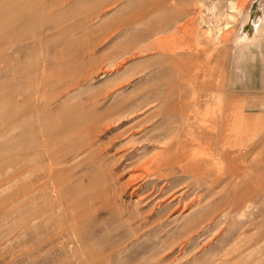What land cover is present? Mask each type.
<instances>
[{
  "label": "rangeland",
  "instance_id": "obj_1",
  "mask_svg": "<svg viewBox=\"0 0 264 264\" xmlns=\"http://www.w3.org/2000/svg\"><path fill=\"white\" fill-rule=\"evenodd\" d=\"M196 1H9L3 23L13 34L0 39V264H78L87 256L73 257L80 244L67 247V221L92 254L104 256L90 264H264V39L239 59L235 45L223 56L215 26L229 24L221 39L238 32L240 16L226 18L231 0L199 2L206 22L200 29L210 22L212 35L181 33L177 27ZM164 5L155 19L153 9ZM169 11L182 15L152 34L151 24H166ZM186 45L204 51L206 64L193 72L170 60L168 48ZM231 100L246 115L235 111L224 132ZM22 134L25 142L11 154ZM224 150L243 153L220 159ZM185 151L187 172L168 164ZM244 159L254 168L234 179L228 171L243 168ZM154 161L167 165L158 170ZM51 167L72 190L61 186L57 224L27 228L22 193L44 171L49 184ZM241 198L254 204L243 208Z\"/></svg>",
  "mask_w": 264,
  "mask_h": 264
},
{
  "label": "bare ground",
  "instance_id": "obj_2",
  "mask_svg": "<svg viewBox=\"0 0 264 264\" xmlns=\"http://www.w3.org/2000/svg\"><path fill=\"white\" fill-rule=\"evenodd\" d=\"M9 1L10 0H0V27H1V36H0V39H1V37L3 38V39H5L6 38V36H9V35H11L12 36V34L13 33H11V34H9V29H8V31H7V28L5 27V25H4V21H5V19H6V16H7V12H8V6H9ZM161 1V5H162V0H154V3L155 4H160L159 2ZM163 1H165V0H163ZM169 1V0H168ZM201 1V0H200ZM199 1V2H200ZM229 1V0H228ZM237 1V0H236ZM240 1V0H239ZM190 2V1H189ZM196 2H198V1H196ZM195 2V3H196ZM198 2V4H195V3H193L191 6H192V8H191V10H189V11H186V14H185V16L183 17V18H185V21L183 22V24L180 26V27H177V28H179V30L181 31V33H183V34H188L189 32H196V34H197V36H198V34L200 33V34H202L204 37H206V36H209V35H212L213 34V31H212V24L210 25V22L207 24V30H204V31H202L201 29H200V26H202V25H204V24H206V22L202 19V17H201V13H200V10H201V7H202V4L201 3H199ZM203 2H204V0H203ZM217 2V1H216ZM238 2V1H237ZM242 2V3H241ZM255 2H257L258 4V8H259V10H260V13H259V15H256V17L254 18V19H252L253 18V15L251 14V8H252V6H253V4L255 3ZM215 3V2H214ZM239 3V2H238ZM227 5V4H226ZM146 6V5H145ZM158 6V5H157ZM156 6V9L154 10L153 9V12H154V15H153V17H155V19L156 18H158L159 17V14H157V13H161L162 11L163 12H165V10H166V7H165V5L162 7V10L159 8V7H157ZM214 6V5H213ZM158 8V9H157ZM187 8V7H186ZM212 8V7H211ZM227 8H229V13L230 14H228L227 13V15H226V18L227 19H230V20H234V16H235V14H238L240 17H238V20H239V18H240V21H239V28H238V32L237 33H235V35L234 34H232L231 35V37H227V35L226 36H224V38L223 39H221L220 37H221V35H223L224 34V29H227V28H229L228 27V25L229 24H225L224 26H215V28L217 29L216 31H217V33L215 34L216 36H215V38L216 39H219V46H216V47H218V48H220V51L221 52H223V56H227L229 53H230V50H229V45H235V47L237 48V58L239 59V57H242L243 56V54H244V51L243 50H249L250 49V46H255L256 48H260L261 47V41L264 39V0H243V1H240V5H238L236 2H234V1H229L228 2V7ZM213 9V8H212ZM211 9V10H212ZM210 11V10H209ZM213 12V11H212ZM225 13V12H224ZM235 13V14H234ZM253 13V12H252ZM157 14V15H156ZM169 15H171V19L166 23V24H162L163 26H158V25H156L155 23V25H153V24H151V26H153L152 27V34H154L155 33V35H157L158 33H160V32H165V30H167L168 28L167 27H169V26H171L173 23H175L176 21V19L177 18H179V17H181V15H182V13L181 12H179L178 11V13L176 14V16H174V13H173V11H172V13H170V11H169V13H168ZM219 14V13H218ZM217 14V15H218ZM231 14H234V15H231ZM220 15V14H219ZM161 16V15H160ZM211 16V15H210ZM221 16V15H220ZM152 17V18H153ZM160 18V17H159ZM224 18H225V16H224ZM169 19V18H168ZM216 19H217V17H216ZM154 20V19H153ZM160 20V19H159ZM178 20V19H177ZM211 20V19H210ZM222 20V19H221ZM164 21V20H163ZM175 21V22H174ZM160 22V21H159ZM164 22H166V20L164 21ZM180 22V21H179ZM212 22H214V21H212ZM157 23V22H156ZM162 23V22H161ZM182 23V22H181ZM252 23V29H249V30H245L246 29V27L248 26V24H251ZM160 24V23H159ZM180 25V24H179ZM18 26V24H13V26H12V28L15 30V28ZM150 26V27H151ZM202 28V27H201ZM176 33V32H175ZM172 35V34H171ZM171 35H170V39H172L173 38V36L171 37ZM179 35V34H178ZM180 37H181V35H180ZM199 37V36H198ZM169 38V37H168ZM179 38V37H178ZM186 38V37H185ZM167 39V38H166ZM213 39V38H212ZM161 40V39H160ZM177 40H179V39H177ZM186 40V39H185ZM190 40V39H189ZM205 40V39H204ZM167 41H169L170 42V40H167ZM173 41V40H172ZM185 42H188V41H185ZM190 42V41H189ZM204 42V41H203ZM195 43V42H194ZM211 43V42H210ZM208 44V43H207ZM202 45H204V43L202 44ZM201 45V46H202ZM218 45V44H217ZM157 46V45H156ZM208 46V45H207ZM211 46V45H210ZM215 46V45H214ZM172 47V46H171ZM234 47V48H235ZM241 47V48H240ZM161 48V47H160ZM207 48V47H206ZM217 48V49H218ZM240 48V49H239ZM216 49V48H215ZM158 50V49H157ZM212 50V49H211ZM219 50V49H218ZM259 50V49H258ZM169 51H171V52H169ZM200 51H203V50H199L198 48H196L195 46H188V45H186V46H181L180 47V50H176V49H172V48H168V52H169V54L171 55V57H170V60H171V62L172 63H175V64H177V65H179L180 64V66L182 67H188L189 68V70L190 71H192L193 72V70L192 69H190V68H193L194 69V67H196V69L198 68V66H199V68L198 69H200V67H202V66H204L206 63H205V61H204V64H203V60H202V57H201V54H200ZM207 51V50H206ZM205 51V52H206ZM210 50H208V52H209ZM210 52H214V47H213V51H210ZM217 52V51H216ZM220 52V53H221ZM161 53V52H160ZM203 53H204V51H203ZM205 55H207V54H205ZM216 54H214V56H215ZM221 55V54H220ZM209 55H207V57H208ZM211 56H212V54H211ZM168 57V56H167ZM209 58H210V56H209ZM212 58V57H211ZM217 58V57H216ZM204 59H206V57H204ZM212 59H214V58H212ZM206 60H208L207 62H212V61H210L208 58L206 59ZM216 61H217V59H215ZM169 62V61H168ZM219 64V63H218ZM168 65V64H167ZM176 65V66H177ZM201 65V66H200ZM208 66V65H207ZM171 67V66H170ZM178 67V66H177ZM179 68V67H178ZM204 68V67H203ZM202 68V69H203ZM210 68H212V67H210ZM210 68H209V70H210ZM217 68V67H216ZM184 69V68H183ZM185 70V69H184ZM188 72H189V70L188 69H186ZM171 71H172V69H171ZM181 71H182V69H181ZM180 71V72H181ZM187 71H185L186 73H187ZM196 71V70H195ZM194 71V72H195ZM204 71V70H203ZM211 71V70H210ZM207 72V71H206ZM175 73H178V71L177 72H175ZM182 73H184V71L182 72ZM185 73V74H186ZM195 73H197L196 75L198 76L199 74H198V72H195ZM199 73H201V71L199 72ZM213 73V72H212ZM180 74V73H179ZM207 74V73H206ZM205 74V75H206ZM173 75V74H172ZM187 75V74H186ZM188 75H189V73H188ZM191 75H193V74H191ZM195 75V74H194ZM177 76V75H176ZM179 76V75H178ZM177 76V77H178ZM203 76V75H202ZM181 77H182V74H181ZM194 77V76H193ZM204 77V76H203ZM179 78H180V76H179ZM183 78H187V77H184V75H183ZM190 78V77H189ZM197 78V77H196ZM202 78V77H201ZM188 79V78H187ZM186 79V82L188 81ZM194 79H195V77H194ZM178 80V79H177ZM190 80V79H189ZM199 80H200V77H199ZM201 80H204V79H201ZM208 80V79H207ZM179 81H180V79H179ZM178 81V82H179ZM192 81H194L193 79H192ZM197 82V81H196ZM201 83H203L202 81H200ZM212 82V81H211ZM222 82V81H221ZM220 82V83H221ZM177 83V82H176ZM175 83V84H176ZM195 83V82H194ZM169 84V83H168ZM193 84V83H192ZM205 84V81H204V83L202 84V85H204ZM172 85V84H171ZM197 86H198V84H196ZM201 85V86H202ZM210 85V84H209ZM216 85V84H215ZM221 85V84H220ZM222 86V85H221ZM214 87V86H213ZM215 87H217V86H215ZM229 87V86H228ZM196 88V87H195ZM200 88V87H199ZM199 88H197V90L199 89ZM210 88V87H209ZM218 88H219V86H218ZM221 88V87H220ZM175 89V88H174ZM204 89V88H203ZM11 90V92H14V88H11L10 89ZM172 90V89H171ZM176 90V89H175ZM175 90H173V91H175ZM179 90V89H178ZM209 90V89H208ZM207 90V91H208ZM211 91H213L212 89H210ZM229 90V89H228ZM180 91V90H179ZM199 91V90H198ZM210 91V92H211ZM216 91V90H215ZM218 91V90H217ZM168 92H170V88H169V91ZM196 92V91H195ZM166 93V92H165ZM183 93V92H182ZM197 93V92H196ZM195 93V94H196ZM199 93V92H198ZM171 94H173V93H171ZM186 94V93H185ZM199 94H202V93H199ZM174 95V94H173ZM175 95H176V93H175ZM179 95H180V93H179ZM164 96H166V95H164ZM167 96H168V94H167ZM166 96V97H167ZM181 96V95H180ZM197 96V95H196ZM171 97V96H170ZM213 97V96H212ZM162 98V97H161ZM178 98V97H177ZM202 98V97H201ZM205 98V97H204ZM164 99V98H163ZM171 99V98H170ZM172 99H176V98H173L172 97ZM200 99V98H199ZM181 100V99H180ZM195 100V99H194ZM201 100H203V99H201ZM167 101V100H166ZM196 101V100H195ZM210 101V100H209ZM209 101H206V103L205 104H203L204 102L203 101H201V102H203L202 103V105H204V107H205V105L207 106V108H210L211 109V107H212V104L213 103H211V104H209L210 102ZM199 102H200V100H199ZM178 103V102H177ZM197 103V102H196ZM199 104V103H198ZM235 102L234 101H228V103H227V105H226V107H225V111H226V116H225V120H224V123H225V125H224V132H229V130H230V121L232 120H230L229 119V116H232L233 115V113L236 111H238L237 113H241L240 115H246V113H245V111H244V108L241 106V107H238V108H236L235 107ZM179 105V107H181V105L180 104H178ZM201 106V105H200ZM202 107V106H201ZM170 108V107H169ZM24 111H26V110H24ZM212 111L213 112H216L217 113V110L216 109H213L212 108ZM208 112H209V110H208ZM26 115V114H25ZM28 113H27V117H28ZM12 119L13 118H11V127H13L12 126ZM9 122L10 121H8L7 123L9 124ZM252 122V120L251 119H249L248 118V116H245L244 117V119H243V124H245V125H247V126H250V124H252L251 123ZM244 125V126H245ZM243 126V127H244ZM256 126V125H255ZM244 129V128H243ZM251 129V128H250ZM245 130V129H244ZM24 134V133H23ZM22 134V136H21V138L20 139H18V140H16V144H15V142H14V144H11L10 145V149H8V152H10L11 154H12V149L15 147V146H17V145H19V144H17V143H24L25 142V138H24V135ZM25 134H26V131H25ZM226 135V134H225ZM224 136V135H223ZM228 136V135H227ZM231 136H234V135H231ZM230 136V134H229V138L231 137ZM224 137H226V136H224ZM224 137H222V138H224ZM256 137V136H255ZM221 138V137H220ZM228 138V139H229ZM226 139V138H225ZM244 139V138H243ZM242 139V140H243ZM216 141H217V139H215L214 141H213V143H216ZM224 141V139H222V142ZM227 141V139L224 141V142H226ZM230 142H231V140H229ZM234 140H232V142H233ZM264 141V140H263ZM243 142V141H242ZM221 143V142H220ZM185 144V143H184ZM225 144H227V142L225 143ZM229 144V146H230V144L231 143H228ZM185 145H187V144H185ZM232 145V144H231ZM248 145V144H247ZM263 145V144H262ZM190 146V145H189ZM210 146V145H209ZM236 146V145H235ZM257 146V145H256ZM187 148H188V146H186ZM221 147V146H220ZM239 147H240V144H239ZM245 147V146H244ZM217 148V147H216ZM247 148V147H246ZM192 150H193V146H192V148H191ZM207 149V148H206ZM226 149V148H225ZM230 149V148H229ZM238 149H240V148H238ZM242 149H244V148H242ZM248 149V148H247ZM250 150V149H249ZM165 151H166V149H165ZM164 151V152H165ZM171 151V150H170ZM206 151V150H205ZM243 151V150H242ZM248 151V150H247ZM169 152V151H168ZM188 152H189V149H188ZM187 152V153H188ZM197 152H198V149H197ZM209 152V151H208ZM213 152V151H212ZM193 153V152H192ZM200 153V152H199ZM211 153V152H210ZM243 152H239L238 150H237V153L235 154V152H233V153H231V152H229L228 150H224V151H222V152H219V158L221 159V158H226V157H230V156H232L233 157V159L232 160H235V159H238V157L242 154ZM247 153V152H246ZM245 153V154H246ZM163 154H165L166 155V153H163ZM186 154V151H185V153L183 154L182 152H177V154L175 155V156H170V157H172V160H169L170 162L168 163V164H170L171 166H173V165H177V169H179V171H181V172H187V168L183 165V163L181 162L182 161V157L181 156H186L185 155ZM215 154V153H214ZM194 156V154H191V155H189V156ZM209 155V154H208ZM198 156V155H197ZM200 156H201V154H200ZM212 156V155H211ZM213 156H215V155H213ZM250 156V155H249ZM244 157H246V155L244 156ZM248 157V156H247ZM199 158V157H198ZM214 158V157H213ZM241 158H242V156H241ZM249 158V157H248ZM248 158H246L247 160H248ZM162 159V158H161ZM164 159V158H163ZM193 159V158H192ZM197 159V158H196ZM246 160V161H247ZM251 160V159H250ZM10 161L12 162V159L10 158ZM165 161V160H164ZM236 161V160H235ZM245 161V159H244V162H242L241 161V165H242V163H243V165H244V167L243 168H230L229 169V171H228V173L229 174H232V175H234V179H239V178H241L245 173H247L248 171H250V167L251 166H249L248 164H246V163H249V162H246ZM160 162V161H159ZM192 162V161H191ZM195 162H196V160H195ZM162 163H163V161H162ZM239 163V162H238ZM150 164L151 165H155L156 166V168L158 169V170H161L162 169V167L163 166H166L167 165V162H164L163 164H158L157 162H150ZM173 164V165H172ZM194 164V163H193ZM235 164V163H234ZM233 164V165H234ZM251 164V163H250ZM189 165V164H188ZM192 165V164H191ZM238 166V165H237ZM193 167L195 168V169H200L201 168V166H198V165H193ZM172 168V167H171ZM251 168H254V166H252ZM190 169V168H189ZM146 173V172H145ZM43 175V176H42ZM42 175L41 176H39L38 178H40V179H38V184H36V186L35 187H33L32 189H25V191H23V203H24V206L25 207H23V208H28V210H30L28 213V218H26V222H24V226H25V224H26V227L27 228H31L32 229V227L35 225V223L36 222H41V223H43V224H48V223H56L57 224V222L59 221V219H58V215H56V213L58 212V206H56L55 204H56V199H58V197H60L61 196V186L62 187H67V188H69L70 190H72L71 189V186H70V183H66L65 181H59V180H57L56 179V177H54V176H56L57 175V171L53 168V167H51L50 169H49V184L47 183V182H44V181H42V179L44 178V177H46V172L44 171L43 173H42ZM224 175V174H223ZM231 177V176H230ZM69 179H71L70 177H69ZM230 179V178H229ZM229 179H228V181H229ZM233 179V178H232ZM231 181V180H230ZM232 182V181H231ZM234 182H235V180H234ZM75 183V182H74ZM73 185V184H72ZM214 186V184L213 183H211V185H210V187H213ZM164 190V189H163ZM263 191V190H262ZM261 191V192H262ZM162 192V191H161ZM260 192V193H261ZM21 194V195H22ZM179 196H181V194H179ZM246 196V195H245ZM244 198V197H243ZM249 198H250V196H249ZM242 199V198H241ZM248 199V198H247ZM252 199V198H251ZM251 199H248V200H244V199H242L243 200V202L242 203H240L241 204V206L243 207V208H249L250 206H252L253 204H254V201L253 200H255L254 199V197H253V200H251ZM182 201V200H181ZM178 203V205H181V203H183V201L182 202H177ZM55 205V206H53V207H51V205ZM185 206V205H184ZM238 206V205H237ZM181 213L182 212H180L179 214H177V216L176 217H178V216H180L181 215ZM26 215H27V213H26ZM25 215V216H26ZM65 219V218H64ZM62 220V219H61ZM66 220V219H65ZM24 221V220H23ZM22 221V222H23ZM73 221V220H72ZM70 222V221H69ZM68 221L67 222H65V224L63 223V224H61V226L63 227V229H64V231H65V233H66V240H67V243H66V245H67V247L68 248H71V246H73L74 244L76 245V244H80L81 245V247L80 248H78V250H75V252H73V257L74 256H76V257H78V256H87V258H84V260H82L81 262H78V264H90L89 262L91 261V260H96V261H101V260H104V256H102V255H99V254H92L91 252V250H89V244L85 241V240H83L82 238H80V236H79V233H78V230L76 229V227H77V225H76V227L75 226H72V225H69L70 223H69ZM76 223V222H75ZM40 224V223H39ZM60 224V223H59ZM68 224V225H67ZM54 227V226H53ZM53 227H51V229L53 228ZM59 230V229H58ZM57 230V231H58ZM27 231V230H26ZM46 232V231H45ZM54 234H57V232H55ZM48 237V236H47ZM50 238V237H49ZM54 238H56V235H54ZM47 239V238H46ZM45 241L46 240H44V242L42 241L41 243V245H44L45 244ZM47 242V241H46ZM40 245V246H41ZM65 245V246H66ZM74 245V246H75ZM78 246V245H77ZM53 248H55V246H52L51 247V249H53ZM76 249H77V247H76ZM74 250V249H73ZM100 250V249H99ZM71 258H72V256H71ZM62 259V258H61Z\"/></svg>",
  "mask_w": 264,
  "mask_h": 264
},
{
  "label": "crops",
  "instance_id": "obj_3",
  "mask_svg": "<svg viewBox=\"0 0 264 264\" xmlns=\"http://www.w3.org/2000/svg\"><path fill=\"white\" fill-rule=\"evenodd\" d=\"M3 125V124H2ZM4 133H6V132H3L2 134H4ZM10 147V146H9ZM7 151H8V149H7Z\"/></svg>",
  "mask_w": 264,
  "mask_h": 264
}]
</instances>
